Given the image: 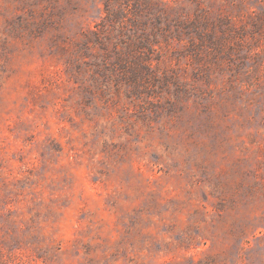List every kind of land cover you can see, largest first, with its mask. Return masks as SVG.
<instances>
[{
	"label": "rangeland",
	"instance_id": "rangeland-1",
	"mask_svg": "<svg viewBox=\"0 0 264 264\" xmlns=\"http://www.w3.org/2000/svg\"><path fill=\"white\" fill-rule=\"evenodd\" d=\"M0 264H264V0H0Z\"/></svg>",
	"mask_w": 264,
	"mask_h": 264
}]
</instances>
